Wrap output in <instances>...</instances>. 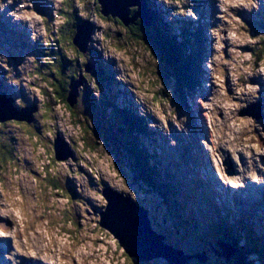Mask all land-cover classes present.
I'll list each match as a JSON object with an SVG mask.
<instances>
[{"label":"rangeland","instance_id":"1","mask_svg":"<svg viewBox=\"0 0 264 264\" xmlns=\"http://www.w3.org/2000/svg\"><path fill=\"white\" fill-rule=\"evenodd\" d=\"M67 1L73 0H0L4 5L0 8V21L4 25L0 26V31L13 42L12 46L17 47V38L9 36L11 32L7 28L10 30V26H14L20 32L19 21H22L28 29L23 28L18 34L22 46L15 56H12L15 51L9 55L0 47V87L12 94L14 105L20 110L28 104L35 105L34 122L29 125L13 120L0 124V137L3 135L0 141L10 148L12 137L15 149L10 151L14 160L10 156L2 163L0 158V208L6 207L3 203L6 196L18 197L16 215L8 213L0 216V221L5 217L10 220V229H15L16 246L23 251L27 245V251L52 264L65 259L69 264H76V260L82 257H102L108 264H169L162 256L145 263L135 262L124 254L108 231L99 227V212L106 205L102 191L110 187L129 194L132 201L146 210L152 231L162 236L163 244L170 248L164 250L203 254L201 262L194 258L189 264H227L211 251L216 246L210 244L214 238L209 239L208 234L215 233L222 226L216 219L215 204L231 215L234 224H252L254 229L249 225L252 233L262 241L264 251V226L257 221L253 209L236 204L239 197L248 204L251 200L245 194L232 199L231 185L221 179L225 176L221 166L225 157H229L238 170L236 175L244 169L240 160L248 157H252L248 169L261 171L262 168L264 172V154L257 151V148L264 149V137L257 134L256 128L252 127L250 132V125L238 122L251 117L246 112L241 115L242 111L260 102L263 117L253 120L264 126V59L259 52L260 46L264 48V35L260 30L264 26V0H251L254 8L229 7L225 12H220L218 0H200L192 4L189 0H168L167 3L165 0H150L154 4V18L160 12L159 22L155 20L164 36L178 37L181 29L193 22V27L198 24L203 36L208 38L203 39L202 49L205 48L206 55L201 64L199 87L189 97L185 95V104L181 100L182 92L176 89L170 76L165 55L154 42L151 25L143 26V30L131 38L126 34L127 28L118 25L117 18L99 15L93 0H76L72 5L77 18L93 24L89 43L91 52L87 51L85 57L68 43H62L60 50L66 62L77 59L81 64H91L89 73L84 72L83 65V85L77 89L78 101L74 109L76 119L62 102L57 101L51 85L55 78L49 76L50 67L56 65L49 59H53L59 50L54 43L63 26L58 12L67 7ZM128 10L130 15L136 11L133 7ZM29 12L32 14L30 18H17L21 13ZM199 12L203 19L202 16L199 18ZM11 14L16 17L6 18ZM236 19L242 27L234 25ZM136 23L128 28H134ZM212 31L217 35H211ZM25 44L27 48L23 50ZM8 56L16 57V60L11 62ZM45 63L50 67L43 72ZM75 69L72 64L71 70L65 72L71 74ZM250 87H256V92H247ZM239 88L245 91L238 97ZM240 102L245 106L239 109L232 106ZM204 104L210 107H201ZM120 109L144 118L147 123L148 134L137 138V144L148 150L152 159L149 165H158L157 185L152 189H147L137 174L129 169L127 158L115 144L120 133H123L122 137L130 135L127 126L120 125L124 122L123 112H118ZM159 116L164 120L161 121ZM112 125L117 131L111 128ZM249 136L255 140L246 139ZM57 137L68 146L71 157H55L53 145ZM253 143L256 148L245 147V144ZM204 159H207L204 168L194 165ZM197 176L200 178L198 183L202 184L201 190L197 187ZM246 178L241 177L239 187H234L237 191L250 188V180ZM13 181L15 193L7 187ZM51 181L63 187L62 191L56 192ZM88 192L100 200L93 199ZM207 197L216 198L208 202ZM193 219L197 221L195 224ZM212 221L216 224L211 226L219 227L203 230ZM248 232L249 235L240 236L239 246L243 252L252 243L253 235L250 230ZM63 237L67 239L61 242ZM83 244L91 247L76 251ZM225 250L228 256L227 248ZM88 251L93 254L87 256ZM17 256L21 255L17 253ZM248 259L252 264H264V260L258 262L252 256ZM23 262L29 264L25 259Z\"/></svg>","mask_w":264,"mask_h":264},{"label":"trees","instance_id":"2","mask_svg":"<svg viewBox=\"0 0 264 264\" xmlns=\"http://www.w3.org/2000/svg\"><path fill=\"white\" fill-rule=\"evenodd\" d=\"M75 1L76 0L67 1L66 2L67 7L63 11H61L60 9L58 12L59 16H61V18L63 19V26L59 29L60 36L56 38V41L54 44L58 47L59 50L56 52L55 56H53V59H49L50 61L55 62L56 65L53 67H50V65L45 63V65L42 66L43 70L49 67L51 68L49 76L52 79L55 78V80H52L51 82V85L54 87L53 88L54 95L57 101L62 102L65 105L69 114L74 119L77 118L74 112L76 103L71 107L68 105L66 100L68 97L70 80L76 79L78 76V73H82L84 62L83 64H81L80 62H77L79 61L77 59L70 61V62H66L64 55L61 54L60 50L63 46L62 43H68L70 47H74L72 40L76 32V27L80 23H82L80 19L77 18L76 13H74V5H72V3ZM189 1L192 4V3H197L200 0H189ZM94 3L98 7L97 11L99 13L98 4L95 1ZM153 6L154 4L151 5L149 4V1H148V7H149L148 9L154 18V15H153L154 7ZM158 14L161 17L160 13ZM159 16H156L154 20L158 19V22H159V19H160ZM118 25L122 26L123 24L119 21ZM143 26L144 25L141 24L139 21V23L135 25L134 28L132 29L127 28L126 34L130 36L131 38H133L135 35L138 34L139 31L143 30L144 28ZM151 28H154L153 29L155 33L154 42L156 46H158L160 50L162 51V53L165 55V60L171 71L170 76L173 78V81L175 82L176 89L182 92L181 100L183 103L184 102L186 103L185 95L186 97H189L190 93L196 89V86H198L199 77L202 76L201 62L204 56L203 55L204 51L202 49V45H203L202 33L203 32L201 31V29L199 30L198 27H195V28L193 27V29H191V27L187 25V28L181 29L178 37L176 36L166 37L163 35V33H160L159 31L160 29L157 26L156 20L154 21V23L151 24ZM260 30H262L263 35H264V26L260 28ZM259 49H260L259 51L260 57L264 59V48L260 46ZM88 50H90L91 52L90 47L88 48ZM77 52L79 53L80 56L85 57V55L80 53L78 49H77ZM253 55L255 56V54ZM43 61H46V59ZM72 64H74L77 69L73 70L71 74H68V73L66 74L65 71H67L68 69L71 70ZM36 68H38V65H36ZM43 72H45V70ZM82 77L84 80V75H82ZM77 101L78 100H76V102ZM100 107L102 106L100 105ZM95 109L97 110V108ZM118 112L123 114L122 117L125 119V125L127 126L126 129L129 130L130 135L122 137L123 133H120V136H119L120 138L115 139V144L117 148L122 152V155L125 158H127L128 164L127 162L126 164L129 167V169L132 172H135L137 174V178H139L141 182L145 183L147 189L149 188L152 189L153 187H155L154 186L155 184L157 185L156 183L157 181L155 180H156V175L158 176L157 174L158 165L155 164L153 165V167H151L149 165L151 158H150L149 153H147L148 152L147 149H145L142 146V144H137V138L148 134L147 123L144 118L134 116L128 111L127 113L129 114H127L124 109H120L118 110ZM84 118H86V116ZM77 123L79 122L77 121ZM101 126H103V124ZM111 128L116 130V127L114 125H112ZM122 131H125V129H123ZM11 140L12 141L10 142L11 143L10 148H8L9 146H7V144L2 143L3 142L2 140L0 141V158L2 159V163L3 162L5 163L6 160L10 158L11 156L10 151L15 150L13 148L14 143H13L12 137H11ZM4 142H6V140H4ZM11 159L14 160L15 157L11 156ZM51 186L56 192L58 191L60 192L63 189V187L62 188L59 187V185L56 184L54 181H51ZM71 194L74 195L73 192ZM221 224H222V228L221 227L219 228L211 227L215 229L218 228V230L215 231V233L210 232V234L208 235L214 236L213 237L214 240L225 241L226 243L230 245V247L235 249L237 253H235L231 257V259L228 261V264H252L250 263L247 257H249L251 253L253 252L246 253L244 251L243 253L242 247L238 245L239 237H240V235H238L239 233L233 232L232 229L234 228L232 225H229L226 222H223ZM210 238L211 237H209V239ZM222 261H225V260H222Z\"/></svg>","mask_w":264,"mask_h":264},{"label":"water","instance_id":"3","mask_svg":"<svg viewBox=\"0 0 264 264\" xmlns=\"http://www.w3.org/2000/svg\"><path fill=\"white\" fill-rule=\"evenodd\" d=\"M94 1L98 4L99 13L102 17L117 18L124 26L130 23L134 24L137 20L144 26H149L150 11L147 8L146 0ZM129 7L136 9L131 15L128 10ZM92 30L93 24L89 20L80 23L76 27L72 43L82 54L88 51ZM90 70L91 65L89 63L85 64L84 72L89 73ZM77 78V80H73L69 84L66 101L71 107L76 102L77 89L82 85V74L79 73ZM34 110L35 108L31 107L17 111L12 108L9 101L0 96V124L8 120L24 121L29 124L32 122L31 117ZM54 152L56 158L64 159L69 155L71 156L67 145L60 139L55 140ZM102 195L106 205L104 210L99 213V227L108 231L115 238L127 257L135 258L138 262H148L162 256L169 264H188L194 258L199 262L202 261L203 254L185 255L180 250L173 252L164 250V248L168 247L163 244V237L152 231L146 210L132 201L129 194L119 193L109 187H105ZM217 245L220 246V244ZM216 255L224 257L226 260L230 258L229 254L226 256L225 250H221V253L217 252Z\"/></svg>","mask_w":264,"mask_h":264},{"label":"clouds","instance_id":"4","mask_svg":"<svg viewBox=\"0 0 264 264\" xmlns=\"http://www.w3.org/2000/svg\"><path fill=\"white\" fill-rule=\"evenodd\" d=\"M165 2L167 3L168 0H165ZM149 4L152 5V3ZM3 4H0V8H3ZM217 6L220 10V12H225L229 7L232 8H236V7H242L244 9H248L249 7H255L254 4L251 3V0H218ZM31 13H21L19 17L17 18H22V19H27L31 17ZM191 15V14H190ZM234 25L236 27H242L240 21L238 19L233 21ZM211 35L216 36V31H212ZM122 79V77H121ZM13 83H15V81H13ZM256 87H250L247 88V92H256ZM245 89L244 88H239L237 89V96L239 97V94L241 92H244ZM234 108L239 109L244 107L245 105L240 102V103H236L234 105H232ZM201 107H210L207 104L201 105ZM157 115H159V113H157ZM169 115H171L169 113ZM160 120L163 121L164 117L163 116H159ZM240 124H244V125H250L251 127L249 128V131L251 132L252 127L256 128L257 130V134L260 135L261 137H264V131H261L262 128H264V126L259 125L254 123L253 118L249 117L247 119L244 120H240L238 121ZM181 125L179 123H177V128H180ZM246 139L249 140H255V137L253 136H249ZM245 147H252V148H256V144H245ZM212 149L209 148V151H211ZM257 151L260 152L261 154H264V149H260L257 148ZM245 155H248L247 152H245ZM70 163V162H69ZM256 167H259V164L256 165ZM67 170L65 169V172ZM74 169H73V173H74ZM22 175H26L25 173H22ZM244 177H247L250 180L253 181H259V177L256 175V172L250 167L248 169L247 172H245L243 174ZM11 179V178H10ZM221 179L224 180L228 185H231L232 187H236L240 184V180H241V176L237 175L231 179H228L226 176H221ZM8 190L12 193H15V188H14V181L10 184L7 185ZM87 195H89L90 197H92L95 200H100V198L98 196H96L94 193L88 192ZM18 199V197H14V198H10L7 197L4 199L3 203L4 205H6L5 208H0V216H7L8 213H12L13 215H16V209H15V203L16 200ZM100 203L102 204L103 201H100ZM39 214V213H37ZM14 232L15 229H6L5 225L3 224L2 221H0V236L3 237H7L8 240L10 241V246L7 250V252L3 255H0V264H20V261L17 259V253H19L20 255H35V253L29 252L27 251V245H25V250H21L19 247H17V241L14 238ZM67 237H63L61 238V242H63L64 240H66ZM91 246L88 244H83L81 245V247L79 249H77L76 251H83L85 248H90ZM71 251V250H69ZM96 252L99 253L100 249L97 248ZM93 253L91 251L87 252V256H91ZM49 264H52L51 261H49ZM57 264H69V260L65 259L63 261H57ZM76 264H108V262L106 260H104L102 257L100 259H86L84 257L77 259L76 260Z\"/></svg>","mask_w":264,"mask_h":264},{"label":"flooded vegetation","instance_id":"5","mask_svg":"<svg viewBox=\"0 0 264 264\" xmlns=\"http://www.w3.org/2000/svg\"><path fill=\"white\" fill-rule=\"evenodd\" d=\"M133 12H134V11H133ZM133 12H132V13H133ZM138 23H139V22H138ZM138 23H136V25H137ZM129 25H132V24L130 23ZM129 25H127V26H125V27L128 28Z\"/></svg>","mask_w":264,"mask_h":264},{"label":"bare ground","instance_id":"6","mask_svg":"<svg viewBox=\"0 0 264 264\" xmlns=\"http://www.w3.org/2000/svg\"><path fill=\"white\" fill-rule=\"evenodd\" d=\"M236 201L238 202V201H240V199H236ZM138 262V261H137ZM139 263H142V262H139Z\"/></svg>","mask_w":264,"mask_h":264},{"label":"snow or ice","instance_id":"7","mask_svg":"<svg viewBox=\"0 0 264 264\" xmlns=\"http://www.w3.org/2000/svg\"><path fill=\"white\" fill-rule=\"evenodd\" d=\"M17 127H23L22 125H17Z\"/></svg>","mask_w":264,"mask_h":264}]
</instances>
